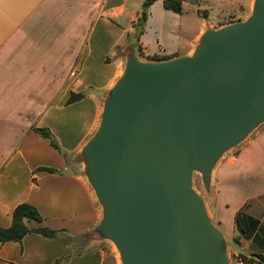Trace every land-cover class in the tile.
I'll return each mask as SVG.
<instances>
[{
  "label": "crops",
  "instance_id": "1",
  "mask_svg": "<svg viewBox=\"0 0 264 264\" xmlns=\"http://www.w3.org/2000/svg\"><path fill=\"white\" fill-rule=\"evenodd\" d=\"M145 1L0 0V228H10L14 210L29 204L43 219L28 222L30 229L62 232L56 238L31 233L19 243H0V264H121L110 241L90 235L102 221V208L82 166L71 160L97 131L129 46L135 56L140 49L167 60L189 56L213 27L204 17L189 33L191 21L184 16H201L198 0H183L181 15L156 0L138 39L134 24ZM72 93L85 98L68 105ZM36 128L49 129L63 153ZM203 198L228 253L264 255L236 226L244 211L259 221L257 235L264 240V124L237 155L217 164Z\"/></svg>",
  "mask_w": 264,
  "mask_h": 264
},
{
  "label": "water",
  "instance_id": "2",
  "mask_svg": "<svg viewBox=\"0 0 264 264\" xmlns=\"http://www.w3.org/2000/svg\"><path fill=\"white\" fill-rule=\"evenodd\" d=\"M100 124L82 149L102 208L91 236L122 264H230L227 244L193 187L264 124V0L189 56L142 62L128 53Z\"/></svg>",
  "mask_w": 264,
  "mask_h": 264
},
{
  "label": "trees",
  "instance_id": "3",
  "mask_svg": "<svg viewBox=\"0 0 264 264\" xmlns=\"http://www.w3.org/2000/svg\"><path fill=\"white\" fill-rule=\"evenodd\" d=\"M156 2V0H146L143 6V11L138 19V21L134 24V27L137 29L138 39L143 34L146 21L149 16L150 7ZM164 8L167 11H171L175 14L181 15L183 13V0H164ZM162 60H167L168 58H161ZM85 98V94H75L72 93L70 99L67 104H73L77 101ZM35 131L43 136L45 139L50 141L51 146L63 153L61 148L59 147L57 141L55 140L51 131L47 128H36ZM38 171H46L50 173H56L57 170L50 168H40ZM42 217L39 214L38 210L29 205V204H21L19 205L13 212V220L10 228L2 229L0 228V243H19L21 242L27 235L31 233L40 234L45 238H56L62 233L61 231L53 230L47 227H41L37 229H30L28 227V222L36 221L38 223L42 222ZM236 226L239 234L245 239H253L256 243H258L261 249L264 251V240H260L257 235V230L259 226V221L255 220L249 216H247L244 211L238 213L236 218ZM87 235L83 236L86 238ZM260 240V241H259ZM241 259L245 264L256 263V264H264V255L259 254L254 256L253 258H248L246 256H241ZM58 263V262H57Z\"/></svg>",
  "mask_w": 264,
  "mask_h": 264
},
{
  "label": "rangeland",
  "instance_id": "4",
  "mask_svg": "<svg viewBox=\"0 0 264 264\" xmlns=\"http://www.w3.org/2000/svg\"><path fill=\"white\" fill-rule=\"evenodd\" d=\"M184 6L186 11H189L191 4L190 2H186ZM198 8L201 10V16L198 17L197 15L194 14H189V15L185 14L184 16V18L189 16L188 17L189 22L191 21L190 22L191 31H189L190 34L192 30H196L199 22L204 21L205 19L204 17L207 18L205 19V21L208 23V26L212 25L213 27H215V29H220L232 23L246 20L252 13V0H198ZM184 29L185 28H183V30ZM189 35L186 36L188 37ZM133 49H134L133 46L132 47L129 46L128 51L124 52L123 54L127 55L128 53H134ZM137 57L140 61L147 63L164 61L161 59L162 58L161 55H149V54L145 55L143 52H141V49L138 50ZM83 129L84 126L82 125L79 130H83ZM242 144L243 143H241L239 146L231 149L228 153H226L223 156V158L219 161V163L227 161V159L230 158L232 155H237ZM71 163L73 165H78L79 167L82 166L83 168V159L81 155L73 157ZM193 187L201 196L206 195V190L202 183V177L199 173L194 174ZM111 246L114 249V252L116 253V250L113 247V245ZM228 255L230 259V264H237V260L243 261L241 259V256H236L232 254L230 250Z\"/></svg>",
  "mask_w": 264,
  "mask_h": 264
},
{
  "label": "built area",
  "instance_id": "5",
  "mask_svg": "<svg viewBox=\"0 0 264 264\" xmlns=\"http://www.w3.org/2000/svg\"><path fill=\"white\" fill-rule=\"evenodd\" d=\"M237 264H245V263L241 260H237Z\"/></svg>",
  "mask_w": 264,
  "mask_h": 264
}]
</instances>
